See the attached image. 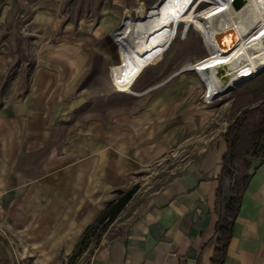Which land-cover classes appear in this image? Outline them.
Segmentation results:
<instances>
[{
  "label": "rangeland",
  "instance_id": "1",
  "mask_svg": "<svg viewBox=\"0 0 264 264\" xmlns=\"http://www.w3.org/2000/svg\"><path fill=\"white\" fill-rule=\"evenodd\" d=\"M212 1L0 0V105L33 95L56 116L49 143L29 162L37 164L49 147L60 152L91 141L100 150L112 143L115 172L123 170L125 182L110 200L137 184L124 207L131 213L152 191L195 168L201 154L219 150L228 125L264 98V70L208 100L201 78L182 70L212 52L199 19L182 34L189 10L198 14ZM125 11L136 29L125 55L131 63L145 59L131 88L141 94L159 85L140 96L120 90L110 76L119 62L111 32ZM1 180L0 264H83L105 231L93 230L80 253L78 242L69 254L53 246L49 254L28 232L27 209L9 204Z\"/></svg>",
  "mask_w": 264,
  "mask_h": 264
},
{
  "label": "crops",
  "instance_id": "2",
  "mask_svg": "<svg viewBox=\"0 0 264 264\" xmlns=\"http://www.w3.org/2000/svg\"><path fill=\"white\" fill-rule=\"evenodd\" d=\"M43 101L27 95L0 105V176L9 204L20 201L17 206L27 209L28 232L49 254L51 246L69 254L125 174L115 172L108 142L100 150L91 141L60 152L49 147L37 164L30 163L49 143L56 117ZM224 133L219 150L201 154L195 168L152 191L131 213L121 210L98 244L85 251L83 264H210L224 209V200L216 199L227 151ZM250 173L223 264H264V160L252 159ZM232 182L222 179L223 197L231 194Z\"/></svg>",
  "mask_w": 264,
  "mask_h": 264
},
{
  "label": "bare ground",
  "instance_id": "3",
  "mask_svg": "<svg viewBox=\"0 0 264 264\" xmlns=\"http://www.w3.org/2000/svg\"><path fill=\"white\" fill-rule=\"evenodd\" d=\"M194 19L202 21L212 52L204 58L186 62L182 70L198 72L209 92L221 93L228 86L234 88L239 82L264 70V0H213L198 14L193 8L186 15L182 34ZM121 23L123 26L119 27ZM120 24L111 32L119 55V62L110 66L111 79L124 92L144 95L159 85H153L141 94L131 88L145 59L131 63L125 55L136 30L127 11ZM222 66L226 75L224 82L216 75V68Z\"/></svg>",
  "mask_w": 264,
  "mask_h": 264
},
{
  "label": "trees",
  "instance_id": "4",
  "mask_svg": "<svg viewBox=\"0 0 264 264\" xmlns=\"http://www.w3.org/2000/svg\"><path fill=\"white\" fill-rule=\"evenodd\" d=\"M224 137L227 151L222 158L221 170L218 175L219 184L216 189V199L217 201L224 200V209L216 224V246L210 264H223L241 197L251 177V160H264V98L255 106L243 109L228 125ZM226 177L232 178L233 182L231 194L223 197L221 181ZM137 189L138 185L136 184L125 191L118 190V196L108 201L96 222L85 229L79 240L77 253L86 248L87 239L91 237L93 230L102 228L104 231L106 229L124 209Z\"/></svg>",
  "mask_w": 264,
  "mask_h": 264
},
{
  "label": "built area",
  "instance_id": "5",
  "mask_svg": "<svg viewBox=\"0 0 264 264\" xmlns=\"http://www.w3.org/2000/svg\"><path fill=\"white\" fill-rule=\"evenodd\" d=\"M196 74L198 75V72H196ZM245 75H247V74H245ZM198 76L200 77V75H198ZM200 78H201V80L204 83V86L206 88L205 91H204V94H203V97L205 99H214V98L218 97L219 95L223 94V93H219L218 94L217 92H209L208 89H207V86H206L207 84L205 83L204 79L202 77H200Z\"/></svg>",
  "mask_w": 264,
  "mask_h": 264
},
{
  "label": "water",
  "instance_id": "6",
  "mask_svg": "<svg viewBox=\"0 0 264 264\" xmlns=\"http://www.w3.org/2000/svg\"><path fill=\"white\" fill-rule=\"evenodd\" d=\"M123 26V24L121 23L120 25H119V27H122ZM224 67L222 66V67H217L216 68V71H217V76L221 79V81H226V75H225V73H224ZM236 84V83H235ZM231 88H232V86H228V87H226V90L225 91H223V92H221V93H226V92H228V91H230L231 90ZM219 94V93H218Z\"/></svg>",
  "mask_w": 264,
  "mask_h": 264
}]
</instances>
